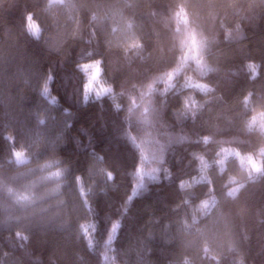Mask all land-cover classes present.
<instances>
[{"label":"trees","instance_id":"obj_1","mask_svg":"<svg viewBox=\"0 0 264 264\" xmlns=\"http://www.w3.org/2000/svg\"><path fill=\"white\" fill-rule=\"evenodd\" d=\"M0 264H264V0H0Z\"/></svg>","mask_w":264,"mask_h":264},{"label":"rangeland","instance_id":"obj_2","mask_svg":"<svg viewBox=\"0 0 264 264\" xmlns=\"http://www.w3.org/2000/svg\"><path fill=\"white\" fill-rule=\"evenodd\" d=\"M51 1H61V0H51ZM27 28L29 30V32L36 36L38 35L39 32V27L38 28H30L29 27V20L27 17ZM95 60L86 62V63H82L80 64V69L81 71L84 73L85 76V98L86 99H91V98H97L100 97L104 94H108L111 92V87L109 84H107L101 77L102 71H101V65H99V67L97 68L96 66L92 65V62H94ZM85 65H87L88 67H85ZM253 71H255L253 69ZM255 73V72H254ZM234 153L232 151H227L225 152V156L228 154ZM236 154V153H235ZM237 157H240L238 154H236ZM248 162L250 163L252 168H255L256 166H260L259 160L258 158L255 157H250L248 158ZM255 168V169H258ZM42 177H47L49 173H52L53 170H51L50 168H47V170H45ZM53 177V176H51ZM55 177V176H54ZM52 179V178H49ZM21 193L23 194H27L29 191H31L30 189H27L26 187H22L19 190ZM19 191H17L16 193H19ZM20 193V195H21ZM87 233H89V229H85ZM102 260L104 261V259L102 258Z\"/></svg>","mask_w":264,"mask_h":264},{"label":"clouds","instance_id":"obj_3","mask_svg":"<svg viewBox=\"0 0 264 264\" xmlns=\"http://www.w3.org/2000/svg\"><path fill=\"white\" fill-rule=\"evenodd\" d=\"M177 15L182 17L185 20L187 19V14H186V12L183 9H181V11L177 13ZM32 17H33V14L32 13H28L29 27L30 28H38L39 26H38L37 21L33 20ZM101 63H102V60L101 59H97L94 62H92V65L96 66L98 68ZM18 151L19 152H23L24 154L26 152L25 149H17V150H15V152H18ZM15 152H14V154H15ZM56 162L58 163V161H56ZM48 165H49L48 163H45V164L41 165V167H48ZM57 170L61 174V170L60 169H57ZM77 180L79 181V176L77 177Z\"/></svg>","mask_w":264,"mask_h":264},{"label":"snow or ice","instance_id":"obj_4","mask_svg":"<svg viewBox=\"0 0 264 264\" xmlns=\"http://www.w3.org/2000/svg\"><path fill=\"white\" fill-rule=\"evenodd\" d=\"M85 67H88V66L85 65ZM45 90L47 91V87H46ZM15 156H16L17 161L19 163H26L27 162V158H26V156H25V154L23 152H19V151L15 152ZM48 166H50V165H48ZM256 167L258 168V166H256ZM60 175H61L60 172L58 170H56L55 172L49 173L48 177H46V178H49L51 176L59 177ZM109 176H111V173H109Z\"/></svg>","mask_w":264,"mask_h":264}]
</instances>
